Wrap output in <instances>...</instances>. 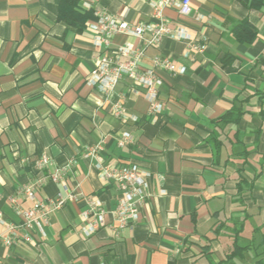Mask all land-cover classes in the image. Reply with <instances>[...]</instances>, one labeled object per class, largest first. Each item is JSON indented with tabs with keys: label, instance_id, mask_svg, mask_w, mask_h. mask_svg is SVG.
<instances>
[{
	"label": "crops",
	"instance_id": "1",
	"mask_svg": "<svg viewBox=\"0 0 264 264\" xmlns=\"http://www.w3.org/2000/svg\"><path fill=\"white\" fill-rule=\"evenodd\" d=\"M155 1L81 0L78 9L94 18V11L81 10L88 5L129 25L146 24ZM250 2L193 0L189 16L176 8L163 11L169 28L184 31L191 42L165 37L144 51L143 69L157 56L184 68L176 76L157 70L158 100L166 107L150 116L144 91L128 80L106 97L85 84L98 52L87 28L92 21L81 31L58 21L60 0H0L3 219L22 224L9 199L34 180L41 154L50 158L44 176L63 170L70 190L98 199L105 210L104 224L85 237V201L66 203L41 223L43 235L33 226L18 233L15 245L0 242V264H218L232 250L235 230L248 250L226 264L254 263L264 225V6L253 9ZM243 21L256 32L251 44L232 33ZM125 45L142 47L120 34L110 47ZM236 99L243 101L239 123L213 125ZM96 145L102 150L87 156ZM98 163L150 172L132 227L116 228L118 191L114 182L99 179ZM58 192L48 181L35 201L18 199L19 207L45 203ZM5 233L0 225V235Z\"/></svg>",
	"mask_w": 264,
	"mask_h": 264
},
{
	"label": "built area",
	"instance_id": "2",
	"mask_svg": "<svg viewBox=\"0 0 264 264\" xmlns=\"http://www.w3.org/2000/svg\"><path fill=\"white\" fill-rule=\"evenodd\" d=\"M193 0H157L152 2V21L150 23H138L129 25L127 22L110 15L103 9L82 5L81 10L94 11V21L87 25L93 34V44L98 52L93 60V67L85 78V84L98 91L101 95L107 96L113 92L115 87L123 80L130 81L132 88H140L143 98L148 103V114L156 116L165 110V103L158 100V88L162 84L157 75L161 69L171 75H182L184 68L176 65L167 57L157 56L152 60L150 68L143 69L141 60L144 51L149 47H157L160 41L165 38H173L190 43V37L182 30L173 31L169 28L164 18L163 11L167 8H176L179 15L189 16L192 12ZM132 36L141 41V48H133L129 45L112 49L111 40L115 35ZM148 37H145V35ZM193 47V46H192ZM202 50V47H193ZM120 114L122 109L118 106L113 110ZM102 148L99 145L91 148L87 156L94 157ZM50 165V158L41 154L35 161L36 176L32 182L25 184L19 189L15 197L9 202L18 216L22 218V224L16 226L4 221L0 210V225L6 228V233L0 235V242L10 247L18 240V233L24 228L31 229L35 226L42 233L41 223H46L48 216L61 209L68 202L84 200L87 206L82 214L84 222L83 235L90 237L100 226L104 224L105 210L98 199L83 197L79 193L70 190L63 178V170H56L49 177L44 176L42 171ZM95 169L99 179L105 183L114 182L118 191L115 201V222L116 228L121 230L132 227L139 219L140 208L146 197L149 186L150 172L136 165L123 167H111L110 165L98 163ZM48 181L58 185L61 192L45 203H35L26 210H21L18 199L35 201L37 190L43 187ZM163 194L164 191H161ZM29 240L27 236L24 238Z\"/></svg>",
	"mask_w": 264,
	"mask_h": 264
},
{
	"label": "trees",
	"instance_id": "3",
	"mask_svg": "<svg viewBox=\"0 0 264 264\" xmlns=\"http://www.w3.org/2000/svg\"><path fill=\"white\" fill-rule=\"evenodd\" d=\"M80 1L81 0H60L57 14L58 21L63 22L68 26L75 27L77 31H81L87 21H94L91 13H80V10L78 9ZM262 6H264V0H251L249 4V7L253 9H259ZM232 33L238 42L246 44H251L256 37L255 30L246 21L239 23L233 29ZM225 59L231 60L232 58L226 56ZM227 63V61H223V65H226ZM242 103L243 101L236 99L231 109H229L223 116L215 119L213 125L224 127L227 125H237L243 116ZM221 228L222 223H220L213 232L218 235ZM239 234L240 230L234 231L232 250L226 255L225 259L218 264H226L235 259L243 258V253L248 250V247H242L239 244ZM258 248H260V253L255 256L253 264H264V225ZM206 254L209 255L210 253L207 251ZM211 264L214 263L211 262Z\"/></svg>",
	"mask_w": 264,
	"mask_h": 264
}]
</instances>
